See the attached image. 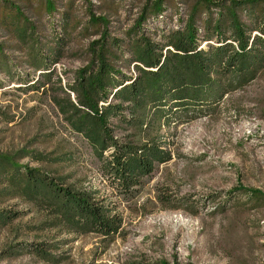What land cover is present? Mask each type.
Wrapping results in <instances>:
<instances>
[{"label":"rangeland","instance_id":"1","mask_svg":"<svg viewBox=\"0 0 264 264\" xmlns=\"http://www.w3.org/2000/svg\"><path fill=\"white\" fill-rule=\"evenodd\" d=\"M53 1L57 11L47 15L44 0H0V42L15 76L0 72V153H14L23 147L51 157L71 153L72 162L42 165L29 157L21 162L72 174L70 180L80 186L98 189L123 218L121 234L110 241L91 233L76 234L52 226L49 214L32 204L2 197L0 210L21 215L0 228V264H53L26 251H10L42 241L60 246L52 251L64 258L57 264H264V199L230 195L239 187L264 193V69L241 89L226 94L215 111L196 117L176 112L167 118L116 98L114 103L121 105L111 119L116 133H136L155 125L173 155L145 179L135 197L126 200L104 177L87 141L65 123L52 102L50 86H59L57 77L64 86L88 61L87 46L98 37L85 31L89 3L124 36L146 0ZM167 1L171 10L160 17L159 26H174L175 12H184L196 0ZM10 2L20 7L24 18L35 25L41 43L49 46H56L51 41L54 31L62 34L63 13L81 20V25L70 31L53 66L56 73L48 90L25 91L24 84L15 79L19 74L38 78L40 71L32 67L24 45L6 27L15 13ZM150 33L157 37L153 30ZM129 71L135 72L132 66Z\"/></svg>","mask_w":264,"mask_h":264},{"label":"trees","instance_id":"2","mask_svg":"<svg viewBox=\"0 0 264 264\" xmlns=\"http://www.w3.org/2000/svg\"><path fill=\"white\" fill-rule=\"evenodd\" d=\"M44 3L47 15L57 11L55 1ZM9 6L15 13L6 27L24 45L32 67L40 71L38 78L19 74L15 79L24 84L25 91L48 90L56 73L53 66L70 31L80 26L81 20L63 13L59 25L62 34L54 31L51 41L56 46H49L41 43L35 25L24 18L20 7L12 2ZM93 7L89 3L85 8L86 34L98 36L87 46L88 61L64 86L57 77L59 86H50L51 98L69 129L87 141L104 177L127 200L135 197L145 179L173 155L155 125L119 136L111 124L112 116L121 108L114 100L120 97L167 118L176 112L196 117L215 111L226 94L241 89L264 69V0H196L184 12H175L174 26H159L160 17L168 16L171 10L169 1L146 0L124 36L116 33L111 28L113 22L97 15ZM152 30L157 37L152 36ZM8 63L0 42V72L14 79V69ZM131 66L134 73L129 71ZM26 157L42 165L73 161L71 153L51 157L27 147L0 153V198L30 203L49 214L52 226L76 234L91 233L105 241L121 234L123 218L98 189L80 186L70 180L72 174L22 163ZM230 195L264 199L263 192L245 187L235 188ZM19 215L0 210V228ZM17 248L10 251H26L53 264L64 260L52 254L60 248L57 243L31 242Z\"/></svg>","mask_w":264,"mask_h":264}]
</instances>
